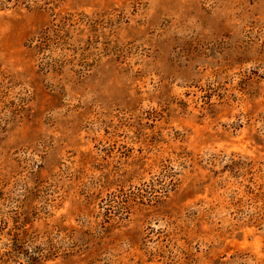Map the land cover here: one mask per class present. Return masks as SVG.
<instances>
[{"label": "rangeland", "instance_id": "1", "mask_svg": "<svg viewBox=\"0 0 264 264\" xmlns=\"http://www.w3.org/2000/svg\"><path fill=\"white\" fill-rule=\"evenodd\" d=\"M0 264H264V0H0Z\"/></svg>", "mask_w": 264, "mask_h": 264}]
</instances>
